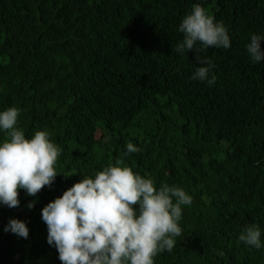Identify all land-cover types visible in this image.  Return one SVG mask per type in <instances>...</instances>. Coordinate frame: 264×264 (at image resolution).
<instances>
[{"label": "trees", "instance_id": "16d2710c", "mask_svg": "<svg viewBox=\"0 0 264 264\" xmlns=\"http://www.w3.org/2000/svg\"><path fill=\"white\" fill-rule=\"evenodd\" d=\"M197 3L232 40L201 53L214 86L192 79L195 49L174 51ZM252 34H264V0H0V111L18 107L27 136L48 130L63 149L51 187L0 205V264H62L42 209L120 160L193 196L156 264H264V249L239 241L248 224L264 229V62L247 52ZM11 218L28 222L27 239L4 231Z\"/></svg>", "mask_w": 264, "mask_h": 264}, {"label": "clouds", "instance_id": "9594fccd", "mask_svg": "<svg viewBox=\"0 0 264 264\" xmlns=\"http://www.w3.org/2000/svg\"><path fill=\"white\" fill-rule=\"evenodd\" d=\"M184 39L175 47L184 55L193 49L197 61L192 79L214 86L215 64L202 58L209 47L231 48L229 28L217 21L202 4L197 3L179 27ZM264 34H252L247 52L254 63L264 62ZM21 109L16 106L0 111V205L16 208L20 191L37 197L51 187L58 174L56 165L63 149L51 139L48 130H37L31 137L18 127ZM127 153L139 152L132 143ZM37 200L28 204L35 208ZM193 203V196L178 184L161 183L134 171L123 160L97 170L68 188L62 196L42 209L47 225V242L54 246L62 264H156V257L176 247L183 234V208ZM27 239L28 222L11 218L4 228ZM264 229L248 224L239 241L257 250L264 249Z\"/></svg>", "mask_w": 264, "mask_h": 264}]
</instances>
